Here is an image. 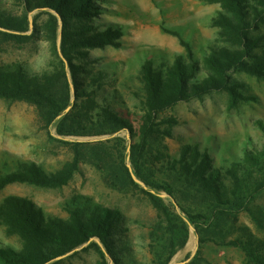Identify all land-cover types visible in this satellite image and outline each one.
<instances>
[{"label": "rangeland", "instance_id": "374dc122", "mask_svg": "<svg viewBox=\"0 0 264 264\" xmlns=\"http://www.w3.org/2000/svg\"><path fill=\"white\" fill-rule=\"evenodd\" d=\"M37 1L0 0V19L24 20L27 16L29 30L25 33L33 34L31 38L17 42L0 33V67L21 66L30 76L46 77L45 84L61 98L69 94L70 103L75 101L76 87L78 93L85 90L91 74L102 71L106 75V84L98 92L99 102L114 105L135 129L99 135L107 130L93 121L86 132L64 137L58 134L57 125L48 124L46 117L32 103L0 98V176L19 169L22 164H35L45 173L55 174L74 160L77 151L82 157L68 184L62 187L9 184L0 192V206L7 197L18 196L40 206L53 218L67 219L66 202L83 195L122 216L120 225L125 230L113 236L120 261L164 264L170 253L165 219L145 192L144 181L138 178V186L132 184L124 170L128 163L133 168L131 147L141 143L140 119L146 111L143 64L148 60H153L157 66L164 62L174 63L180 56L188 62L180 38L164 31L163 27L178 31L198 55H201L200 47L208 51L217 46L235 49V37L231 29L222 24L224 19L221 17V14L229 16L230 13L215 0H93L89 18L67 23L69 38L93 36L96 39L98 33L109 29L120 31L121 36L115 44L104 46H79L71 41L68 60L62 53L64 22L61 16L51 8L34 7ZM263 1L248 0L247 3L255 11L256 8L264 9ZM52 15L57 18V27L51 21ZM255 24L250 30V38L257 46L247 60L258 62L264 57V21ZM231 75L232 85L240 93L237 104H233L231 95L223 90L180 102L162 111L156 120L157 132L142 148L140 159L144 177L175 188L174 196L165 191L159 193L167 204H173L178 215L186 217L184 209L191 214L210 216L207 221L212 225L210 233L215 238L201 244V264H247L242 248L224 245L222 240L253 239L261 244L264 253V190L249 203L252 212L243 210L235 214L232 195L223 194L219 202L193 189L178 171L163 166L167 161H180L187 154L191 161L195 150L201 157L208 153L209 158L205 159L208 171L223 167L222 180L235 188L226 174L229 164L224 162L228 157L224 154V146L232 143L233 151L238 154L249 141L253 151L264 147V132L259 122L264 123V77L240 70L232 71ZM82 99L87 98L78 99V104ZM167 131L172 135H166ZM252 171L242 165L238 175L244 183L255 181L260 173L255 171L253 178H249ZM217 206L226 208L228 213L219 215L215 212ZM204 227L206 223L202 229ZM199 239L195 226L190 225L188 243L167 264H182L186 260L189 262L185 264H191L200 245ZM87 245L78 248L77 254L62 257L61 264H104L97 249ZM0 247L25 248L22 238L10 232L1 220ZM107 260L109 264H115L111 256H107Z\"/></svg>", "mask_w": 264, "mask_h": 264}, {"label": "trees", "instance_id": "16d2710c", "mask_svg": "<svg viewBox=\"0 0 264 264\" xmlns=\"http://www.w3.org/2000/svg\"><path fill=\"white\" fill-rule=\"evenodd\" d=\"M215 1L221 2L222 8L230 13L229 16L221 14V17L224 19L222 24L229 27L235 37V49L217 46L210 47L208 51L200 47L201 55H198L194 52L190 42L186 41L178 31L163 27L164 31L180 38L188 54V62L180 56L175 59L174 63L164 62L157 66L153 60H148L143 64V90L145 91L143 102L146 111L140 119L141 143L132 145L131 158L135 175L144 181L147 186L145 192L161 212L167 224L166 228L170 236V253L167 261L188 243L190 225L195 226L200 236V245L191 264H201L199 262L201 244L207 240H214L215 235L210 233L212 225L207 221L210 216L191 214L182 209L186 217H181L176 213L173 204L171 202L167 204L159 193V191H165L174 196L175 188L171 184L158 183L143 175V165L140 162L143 157L142 148L147 146L148 139L157 132L158 115L180 102L199 98L215 91H228L232 103L237 104L240 93L232 85V71L240 70L264 77V57H261L258 62L247 60L257 46V42L250 38V30L254 28L255 23L264 21V9L256 8L254 11V8L248 5V0ZM34 7L51 8L61 16L64 22L62 53L65 58H67L68 45L71 41L79 46L92 44L104 46L115 44V40L121 36L120 31L109 29L98 33L96 39L93 36H83L79 39L69 38V33L66 31L67 23L73 19L89 18L93 9V0H38ZM51 21L57 27V18L54 15ZM28 30L27 16H24V20L0 19V33L6 39L23 42L33 36V34L25 33ZM69 62L73 68L72 62ZM74 78H76L75 75ZM46 80V77L28 75L21 66L0 67V98L25 100L32 103L40 114L46 117L48 124L57 125L58 134L64 137L86 132L93 121L95 125L105 127L107 130L99 135L114 133L122 129L134 131L135 128L131 121L122 116L114 105L99 102L98 92L106 84V75L102 71L91 74L87 79L85 90H79L78 93V87H76L75 101L71 103L69 94L63 98L59 97L52 88L45 84ZM81 98L87 99H82L81 104H78L77 100ZM70 105H72L71 110L62 114ZM259 122L264 132V123ZM165 134L172 135V132L167 131ZM251 143L249 141L244 144V147L239 150L241 155L233 151L232 143H226L224 146V154L228 155L224 162L229 164L225 169L226 174L235 184V188H230L222 180L221 168L223 167L208 171L209 167L205 159L208 160L209 154L205 153V157H201L195 149L191 155V161L187 158V154L180 161H167L163 166L168 170L178 171L193 189L210 195L219 202L223 194L232 195L234 200L231 205L235 214L243 210L252 212L248 206L249 203L264 190V147L255 148L253 151L250 147ZM76 144L81 143L76 142ZM80 155V151H77L74 160L55 174H47L35 164H22L19 169L0 176V192L13 183L62 187L68 184L78 170L82 160ZM242 165L246 170H253L249 172V178H253L255 171L260 173V177L255 181L244 183L238 175ZM124 170L131 183L138 186L126 165H124ZM65 207L69 213L67 219L53 218L28 199L18 196L7 197L0 206V220L9 227L10 232L22 238L25 248L16 250L12 247H0V264H61L62 257L69 253L77 254L76 250L85 244H88L87 247L97 249L104 259V264H109L107 256H111L115 264H128L120 261L116 240L113 238L115 234L123 233L125 230L120 225L123 220L118 212L114 213L101 207L83 195L71 198L66 202ZM215 212L222 215L228 213V210L217 206ZM215 218H218V215ZM254 218L257 220L256 216ZM205 223L206 227L202 229ZM206 233L209 235L204 236L203 234ZM221 243L242 248L247 257V264H264L262 246L253 239L247 241L237 239L228 242L222 240ZM167 261L164 264H167Z\"/></svg>", "mask_w": 264, "mask_h": 264}, {"label": "water", "instance_id": "95a60500", "mask_svg": "<svg viewBox=\"0 0 264 264\" xmlns=\"http://www.w3.org/2000/svg\"><path fill=\"white\" fill-rule=\"evenodd\" d=\"M70 108H71V106H69V107L67 108V111H69ZM129 148H130V147H129ZM128 168L130 169V171H131V173H132V176H133V178L135 179V181L140 182V180L138 179V177H137V176L135 175V173L133 172V168H132V166H131L130 163H128ZM143 185H144L145 188H147V186H146L145 184H143ZM187 262H189V260L183 261L182 264H185V263H187Z\"/></svg>", "mask_w": 264, "mask_h": 264}]
</instances>
